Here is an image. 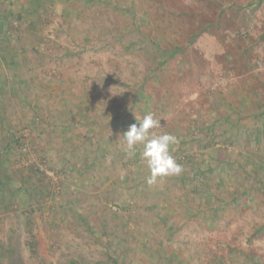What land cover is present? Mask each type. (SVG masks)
I'll use <instances>...</instances> for the list:
<instances>
[{
  "label": "rangeland",
  "instance_id": "1",
  "mask_svg": "<svg viewBox=\"0 0 264 264\" xmlns=\"http://www.w3.org/2000/svg\"><path fill=\"white\" fill-rule=\"evenodd\" d=\"M149 112L183 169L151 185L119 139ZM19 263L264 264V0H0Z\"/></svg>",
  "mask_w": 264,
  "mask_h": 264
},
{
  "label": "clouds",
  "instance_id": "2",
  "mask_svg": "<svg viewBox=\"0 0 264 264\" xmlns=\"http://www.w3.org/2000/svg\"><path fill=\"white\" fill-rule=\"evenodd\" d=\"M137 123L129 125L120 136L123 137L125 151L134 154L136 146L142 145L141 158L149 170L146 178L148 184L156 183L158 178L179 175L182 165L178 164L170 154V146L177 144L178 138L171 133L157 134L151 130L163 127L161 120L154 118L149 112L142 119H136Z\"/></svg>",
  "mask_w": 264,
  "mask_h": 264
},
{
  "label": "crops",
  "instance_id": "3",
  "mask_svg": "<svg viewBox=\"0 0 264 264\" xmlns=\"http://www.w3.org/2000/svg\"><path fill=\"white\" fill-rule=\"evenodd\" d=\"M4 67H5V66H4ZM5 71H6V70H5ZM4 76H5V75H4ZM7 79H9V78L7 77ZM7 79H6V77H4V78H3V82H5V80H7ZM4 92L6 93V86H5V84H4ZM6 99H7V98H5L4 101H6ZM156 205H158V204H155V206H156Z\"/></svg>",
  "mask_w": 264,
  "mask_h": 264
},
{
  "label": "trees",
  "instance_id": "4",
  "mask_svg": "<svg viewBox=\"0 0 264 264\" xmlns=\"http://www.w3.org/2000/svg\"><path fill=\"white\" fill-rule=\"evenodd\" d=\"M261 1V0H260ZM19 264H22V263H19Z\"/></svg>",
  "mask_w": 264,
  "mask_h": 264
}]
</instances>
